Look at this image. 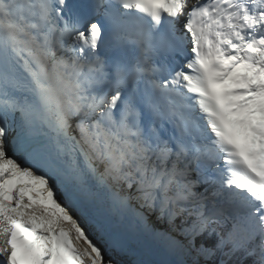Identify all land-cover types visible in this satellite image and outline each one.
<instances>
[{
    "label": "snow or ice",
    "instance_id": "snow-or-ice-1",
    "mask_svg": "<svg viewBox=\"0 0 264 264\" xmlns=\"http://www.w3.org/2000/svg\"><path fill=\"white\" fill-rule=\"evenodd\" d=\"M0 264H264V0H0Z\"/></svg>",
    "mask_w": 264,
    "mask_h": 264
}]
</instances>
